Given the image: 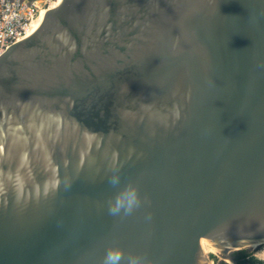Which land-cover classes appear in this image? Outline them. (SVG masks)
<instances>
[{
    "label": "water",
    "instance_id": "water-1",
    "mask_svg": "<svg viewBox=\"0 0 264 264\" xmlns=\"http://www.w3.org/2000/svg\"><path fill=\"white\" fill-rule=\"evenodd\" d=\"M201 242H264V0H60L0 54V264H211Z\"/></svg>",
    "mask_w": 264,
    "mask_h": 264
},
{
    "label": "built area",
    "instance_id": "built-area-1",
    "mask_svg": "<svg viewBox=\"0 0 264 264\" xmlns=\"http://www.w3.org/2000/svg\"><path fill=\"white\" fill-rule=\"evenodd\" d=\"M54 0H0V54L13 44L30 35L33 22L40 13L53 8ZM249 257L258 258L248 252ZM223 263L233 264L232 259H222Z\"/></svg>",
    "mask_w": 264,
    "mask_h": 264
},
{
    "label": "clouds",
    "instance_id": "clouds-1",
    "mask_svg": "<svg viewBox=\"0 0 264 264\" xmlns=\"http://www.w3.org/2000/svg\"><path fill=\"white\" fill-rule=\"evenodd\" d=\"M112 184L115 186L119 182V177L112 179ZM140 204V196L136 186L129 184L123 189L116 192L115 197L109 202V213L118 215L123 211L125 215L131 214L132 211ZM125 259V253L122 248L118 246H109L106 249L103 264H121ZM127 264H142L140 257L136 255H129L127 257Z\"/></svg>",
    "mask_w": 264,
    "mask_h": 264
},
{
    "label": "rangeland",
    "instance_id": "rangeland-1",
    "mask_svg": "<svg viewBox=\"0 0 264 264\" xmlns=\"http://www.w3.org/2000/svg\"><path fill=\"white\" fill-rule=\"evenodd\" d=\"M256 244L257 245L254 246V247H252L250 245H246V246H244V247H242L240 249H245L248 252H250L253 255H255L256 257H258V258H264V242H260V243H256ZM240 249H235L232 252L240 250ZM204 254L209 258L211 264L222 263V259H224V258L218 256L215 252L214 253L213 252H207V253H204ZM225 259H227V257ZM262 262H264V261H262Z\"/></svg>",
    "mask_w": 264,
    "mask_h": 264
},
{
    "label": "trees",
    "instance_id": "trees-1",
    "mask_svg": "<svg viewBox=\"0 0 264 264\" xmlns=\"http://www.w3.org/2000/svg\"><path fill=\"white\" fill-rule=\"evenodd\" d=\"M248 256V252L245 249H240L234 251L231 254V259L233 260V264H264V262L256 259L255 257H249L248 260L246 257ZM219 264H227V263H219Z\"/></svg>",
    "mask_w": 264,
    "mask_h": 264
},
{
    "label": "bare ground",
    "instance_id": "bare-ground-1",
    "mask_svg": "<svg viewBox=\"0 0 264 264\" xmlns=\"http://www.w3.org/2000/svg\"><path fill=\"white\" fill-rule=\"evenodd\" d=\"M60 3V0H54V3L52 5V7H55L57 6L58 4ZM42 16H43V12L40 13V15L37 17V19L33 22L32 24V27H31V31H30V34L36 29V27L39 25L41 19H42ZM250 246L254 247L256 246L257 244L256 243H253V244H249ZM201 246H202V249L204 251V253H207V252H215L213 247L211 245H209L208 243L206 242H201ZM235 250V249H233ZM232 250V251H233Z\"/></svg>",
    "mask_w": 264,
    "mask_h": 264
},
{
    "label": "flooded vegetation",
    "instance_id": "flooded-vegetation-1",
    "mask_svg": "<svg viewBox=\"0 0 264 264\" xmlns=\"http://www.w3.org/2000/svg\"><path fill=\"white\" fill-rule=\"evenodd\" d=\"M248 252V251H247ZM233 252H231V254H232ZM233 261V260H232Z\"/></svg>",
    "mask_w": 264,
    "mask_h": 264
}]
</instances>
